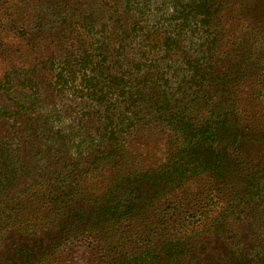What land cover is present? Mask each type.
Here are the masks:
<instances>
[{
    "label": "trees",
    "instance_id": "obj_1",
    "mask_svg": "<svg viewBox=\"0 0 264 264\" xmlns=\"http://www.w3.org/2000/svg\"><path fill=\"white\" fill-rule=\"evenodd\" d=\"M173 3L171 16L158 22L173 24L178 37H168V31L143 34L147 46L137 43V58L131 60L123 41L113 46L95 41L98 19L92 3L77 14L78 6L69 0H36L31 17L28 3L0 0V33L30 44L44 40L61 53L11 66L0 78V242L10 253L0 257V264L70 263L85 247L91 254L84 251V264H264V174L247 158H237L245 138L226 136L233 128L232 111L224 112L223 121L216 112L203 120L204 109L195 108L199 97L208 106L230 75L220 76L213 66L220 62L215 61L219 39L213 35L223 20L224 2ZM254 17L249 23L261 26L264 15ZM201 28L209 44L197 38ZM141 30L135 25L128 39ZM254 31L242 39L234 57L237 64L230 71L235 79L249 66L256 74L262 70L257 65H264V33L254 37ZM184 32L189 41L183 48L196 47L194 58L182 54L188 75L176 82L177 91L191 92L187 104L170 92L169 69L158 72L153 54L154 49L179 50ZM46 86L53 88L51 94ZM154 87L160 90L157 98ZM73 99L83 101L76 115ZM63 100L62 112L57 107ZM16 119L22 122L19 138L17 132L9 136ZM155 123L173 133L169 158L155 169L136 168L129 143L119 140L141 135ZM27 135L45 138V151L29 155ZM39 155L52 160L35 178L26 161ZM71 158L84 168L73 169L66 162ZM99 178L108 185L106 191L87 193L82 184L90 180L97 186ZM86 194L90 200L81 203Z\"/></svg>",
    "mask_w": 264,
    "mask_h": 264
},
{
    "label": "rangeland",
    "instance_id": "obj_2",
    "mask_svg": "<svg viewBox=\"0 0 264 264\" xmlns=\"http://www.w3.org/2000/svg\"><path fill=\"white\" fill-rule=\"evenodd\" d=\"M7 1H9L10 5H20V1L22 4L23 2H25V4L28 3L29 5H26V7L29 8L31 17L33 16L32 12H34V4L36 0ZM78 1L79 0H69L71 4L76 5L74 7L75 9H77L76 7L78 6L79 10H77V14L82 13V11L84 12V9L91 3L95 10L94 13L98 19V23L94 26V30H96V33H94L95 41L97 39H101L102 42L106 41L107 44L112 46L114 44H121V41H123L121 45L125 47V51L127 52L126 57L128 59L131 58V60H136L137 58V43L144 44V41H146V37H143V34L147 36L149 32L153 31H156L157 34L168 31L167 36H170L171 38H177L178 34H180L173 24L169 22H158L161 16L164 19V16L172 14L175 8L173 0H99L97 1L98 3H93L91 0H81V2ZM223 2L225 5V11L221 14L223 20L220 21V24H217V31L213 35V37H217V40L219 39L218 47L215 51V61L219 60L220 62H215L213 66L215 67V70L219 72L220 76H223V74L227 71H229L230 75L224 79L226 84L219 89V93L208 106L205 107L204 99L199 97L195 102L197 106L195 108L204 109L206 115H203V120H205L206 117L208 119L211 112H216L217 114L222 115V118L219 119V121H223L224 112L232 111L230 124L233 128L230 129V131L228 130L226 136L233 138L239 137L238 134H240L245 138L242 147L238 149L239 155H236L237 158H247L256 166L254 170L257 173L260 171L264 174V65H257L258 68L260 67L259 70H262L261 72L257 71L256 74L252 72L250 66L247 68L246 65L245 68L247 69H245L244 72L237 77V79L234 78L232 74L233 72L231 73L230 71L233 70V66L235 69V65L237 64V60L234 57L238 54V52H240L238 48L242 39L246 38L247 35H252L253 30H255L253 33L254 37L258 35L261 36V34L264 33V22L261 26L251 25L249 23V20L251 21L255 19L254 16L260 19L264 15V0H223ZM243 21L247 23L244 24ZM135 25L143 28V30L137 33L136 38L130 40L128 37L133 34L132 31L134 30ZM101 27L104 28V32H100ZM120 27H123L121 32ZM188 33L189 32L182 33V37H180L182 43L179 50H167L169 52L168 54H165V52L163 53L161 51L157 53V50L154 49L153 53L155 55L154 58L159 59L157 60L161 69L158 70V72L165 71L167 68L169 69L168 74L166 75V81L171 82L169 84L170 86H168V88L171 89V91H169L172 92L176 98L180 99L183 104H187L188 101H190V96H192V94H190L191 92H189L186 88L181 91L176 90V82H180L184 75H188L189 70L186 63H182V54L186 53L187 56L190 55L193 58L196 56V54L193 53L196 48L195 46L190 45L188 48H183L189 41ZM153 37V39H156V36ZM197 38H201L200 42L204 41L209 44L208 39H210V37L205 34L202 28L197 33ZM193 41L196 42L197 40ZM152 42L153 41H151L150 45L154 44ZM260 45L262 59H258H261L264 64V44ZM127 46H129V48H126ZM159 46L162 47V45ZM144 47L142 45V52L147 49H144ZM251 52L256 54L257 50L254 49ZM60 54L61 53L58 52V49H56L54 45H51L48 42L45 43L44 40L40 42L32 40V43L30 44L26 41L21 42L14 39V36H12V34H8L7 31L2 32L0 33V78L2 77L4 71L8 70L11 66L15 65V68H19L20 66L25 67L28 65L27 62L32 63L39 57H43L45 55H54L56 57L60 56ZM224 55H226L224 59H221L220 57H223ZM134 56L136 58H134ZM162 61H164L163 65ZM253 61L258 62L256 57L253 58ZM248 63H251L250 59L249 62L247 61V64ZM158 84L159 83H157V85ZM148 86L152 88L154 85L148 84ZM47 91L51 94L53 88L47 87ZM151 91L153 96L156 98L160 95V90H158L157 87H154ZM202 93L203 92H200L198 94L200 95ZM236 94L237 96L239 94V96L236 97ZM53 100L54 102H60V100H56V98ZM234 100L237 101L235 104H233ZM73 101L74 102L70 103V106L72 107L71 109H73V114L76 115L78 112L77 106L83 101L80 99H73ZM63 102L64 103L62 105L57 107V109L62 110V112L66 109V107H64L66 102L64 100ZM47 106L51 107L52 105L47 104ZM229 106L231 108H228ZM21 123L20 119H16L14 122L11 121L10 127H12L13 124H16V128L9 131V136H16L15 132H17L19 133V138L22 128H18ZM75 125L76 123H71L70 132H75ZM8 127L9 126H4L5 129ZM159 127L160 126L157 123L148 124L141 130V135L128 134L119 140L125 142L126 145L129 143L127 145V151L129 150L130 154L134 153L136 157L134 160L136 168H140L142 170L147 168L155 169L161 163L163 164L166 160H168L170 151L172 150L170 147L172 146L171 142L173 140L170 135L173 133H171V131L162 130V128ZM23 129L25 130V128ZM158 132H161L160 136L157 135ZM26 137L27 143L32 144L28 153L29 155L37 153L38 150L39 152L45 151V138L40 136L39 140H35V137H30V135H27ZM20 140H22V137H20ZM48 150L50 151V148ZM42 157V155H39L35 159L30 158L26 161L28 170H34L33 177L35 178L39 173H41L37 170H44L52 160L50 157L45 159H42ZM231 159L234 161L235 158L233 157ZM66 162L70 164L73 169L81 167L78 171H81V169L84 168L83 162H80L75 158H71ZM100 179L101 178L96 179L97 186H94L95 182L90 180L82 184L87 190V193L92 195L106 191L108 185L100 181ZM206 188L207 187L205 186L203 189ZM79 199H81L82 203V200L89 201L90 197L86 194L81 196ZM162 203L163 202L161 200L160 204ZM165 207H168L166 206V202L163 204L164 209ZM171 212L172 211H170V213ZM178 219V217H172V220ZM81 244L83 243H80V245ZM84 251H86V256L89 255L90 251H88L86 247L85 249L81 248L75 252L77 255L74 257L75 259L73 261L63 264H84ZM8 254L10 253L5 249L4 243L0 242V257H7Z\"/></svg>",
    "mask_w": 264,
    "mask_h": 264
}]
</instances>
